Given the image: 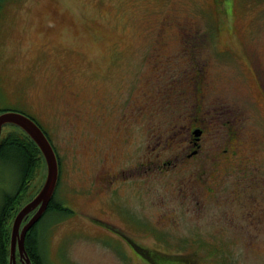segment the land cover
Wrapping results in <instances>:
<instances>
[{"label": "rangeland", "instance_id": "374dc122", "mask_svg": "<svg viewBox=\"0 0 264 264\" xmlns=\"http://www.w3.org/2000/svg\"><path fill=\"white\" fill-rule=\"evenodd\" d=\"M15 3L0 13L12 21L0 32V108L35 114L51 128L61 165L55 195L72 209L71 215L50 218L43 241L48 264H151L141 252L197 264H264V0ZM47 10L66 14L67 21L42 20L50 16ZM47 27L52 29L46 37L41 28ZM64 64L68 74L62 76ZM204 79H210L207 96L197 83ZM70 91H78L76 101ZM75 116L83 123H67ZM112 116L127 117L120 121L131 131L133 154L117 165L132 178L106 189L97 161L110 153L114 136H124ZM194 118L214 129L211 147L217 150L229 137L246 162L255 159L242 174L231 172L217 193L209 190L216 179L208 177L214 165L205 156L206 135L200 142L204 158L180 155L172 161L175 148L189 142ZM248 128L254 135H242L251 139L242 147L231 134ZM11 133L18 132L6 126L1 138ZM222 160L216 165L225 171L223 163L232 168L241 158ZM3 163L0 194L13 191L16 179ZM46 174L41 157L22 206L42 189ZM255 214V221L246 220Z\"/></svg>", "mask_w": 264, "mask_h": 264}, {"label": "flooded vegetation", "instance_id": "af4514ba", "mask_svg": "<svg viewBox=\"0 0 264 264\" xmlns=\"http://www.w3.org/2000/svg\"><path fill=\"white\" fill-rule=\"evenodd\" d=\"M18 1H23V0H7V4L9 5L13 2H16L15 4H18ZM7 10L8 9H6L4 11L6 12ZM47 12L48 13L50 12L49 13L50 16L47 17L48 14L41 16V17H43L42 20L51 19L52 23L56 22L59 24H62V23L64 24L67 21V16H65L66 14H64V13H60V15H59L58 11H55V10H50V11L47 10ZM6 16L7 15H4L3 19L0 16V32L3 29L4 30L7 29V27H9L12 24L11 23L12 21H9V19H8V21L6 19H4ZM51 29H52L51 27H47V31H46L45 28H41V30L46 34V37L48 36V34H50L49 32ZM245 50L248 51L247 49H245ZM60 70L63 73L62 76L68 74V69H67V66L65 64L63 65V67ZM202 72H200V73L202 74ZM255 74H257V72H255ZM198 77H200V76H198ZM30 79H31V76H30ZM209 80L210 79H208V80L204 79L203 81L202 80L197 81L198 84H203V88H201V94H203V92H205V96L210 95L209 94V84H208ZM260 87L263 90L262 85ZM210 89H211V86H210ZM68 97H70V99H72L73 101H76V99H78V91L68 92ZM5 111H17V112H20L22 114H26L27 116H29L33 121H35L36 124L39 125V127L42 129L44 134L47 135V137H48V139L52 145V137H51L52 134L50 133V130H49L51 128L48 127L47 124H45V125L42 124V122L40 121V119L38 118L37 115L25 113L24 111L22 112V111H19L17 109H14V108L11 110H5ZM111 115H115V113L112 111ZM75 117H76V120L74 122H73V119L71 118V121H67V123H70V125H72V126H75L77 123H83L81 118H78L77 116H75ZM112 117L113 118L116 117L119 121H120V119L127 121L126 116H123V117L112 116ZM95 120H96V118H95ZM47 121H45V123ZM199 122H200V120H198L197 118H194V120L192 121L191 124L193 126H194V124H196V126L194 129H193V127L189 128V132L187 134L188 138L190 137L189 142L184 146V148H177V147L175 148L176 154L174 155V158L172 159V161L174 163L177 162L180 155L184 156V158H186V159H192V158H196V157L204 158L205 156H208V158H210L212 164L214 165V167H212V172L210 173V175L208 177L212 176L210 178V179H212V183H213V179H214V181L216 179V181H215V184L211 188L207 185H206V187L207 188L209 187V190H212V192L214 191V193H217L218 190H216V189L219 186H221V188L225 187L227 180H229V179H227V176H229V174L231 172H232L233 176L242 174L240 172L243 170L244 165L249 166V167L252 166L254 164L255 159L253 161L246 162V160L248 158H246L244 156H240L239 154L236 153V151H235L236 147L231 146L230 141L232 138H229V137L227 138V140H223L224 143L222 145H219L217 147V150L215 147H211L210 142L214 140V137H213L214 136V129L211 131H207L206 127H202V123H199ZM49 125L51 126V123H49ZM118 125H119L118 130L119 131L121 130L124 132L123 138L121 137V135L120 136H118V135L114 136L110 140V144L107 147V150L110 151V153H108L107 155L102 154L97 161V163L99 164L98 174H100L98 177L99 184L102 183L104 185V188H106V189H108L109 187L112 188L115 185H120L119 183H121L122 180H123L122 184H125V183L129 182L130 178H132L131 172H130V174L126 173V170L124 169L125 166L121 167V165H117V163H120L122 161H129V159H130L129 155L131 156L133 154V152L130 151L133 143L129 141V139H131V136H129L131 131L130 130L127 131L126 128L122 125L121 121L118 123ZM79 126H81L80 131L83 132V128L85 127V125L82 124ZM96 127L100 131L103 130V128H104L103 127V121L100 122V119H98L96 121ZM250 128L254 129L257 133V129L255 127H250ZM250 128L243 130V131H239L237 133H233V134H231V136L232 137L234 136V138L237 136L236 139H238V138L241 139L242 135H248L249 134L250 138H252V135H254V132ZM204 135H206L208 137V139H206L205 143L207 141L209 142V146L206 147V148H208L209 152L207 151L208 154L206 153L205 156L203 155L204 148H202V145H200V142L202 141V139L205 138ZM121 139H123L125 142H122ZM137 139H138V136H137L136 140ZM250 141H251V139H250ZM250 141H248V142H250ZM248 142L245 139H241V143L239 145L244 147V145L247 144ZM256 142L259 144V140H257ZM123 144H124V147L122 146ZM53 147H54V145H53ZM54 149H55V147H54ZM211 151H213V153ZM55 153H56V155H58V151H56V149H55ZM249 154L254 155L253 152H251ZM177 155H179V156H177ZM222 158L227 159L230 163H232L237 158H241V160L234 162L232 164V168L227 165L228 162L223 163L224 168H225V171H224V170L218 169L219 166L217 167V165H216L218 163L217 161H219V160L222 162L224 161V160H222ZM172 161H170V162H172ZM113 162L116 163L115 165H113V168H111V170L107 169L110 167V165ZM168 164L169 163H165L164 165H168ZM233 168H234V170H233ZM205 173L206 172H204L203 174H205ZM122 176H123V178H122ZM224 176H226V177H224ZM198 180L203 181L204 183L206 182V180H202L201 177H199ZM239 180H240V178H239ZM193 185H195V184H193ZM115 189H117V191H118V188H115ZM252 192H255V191H252ZM197 194H199L201 197H203L202 193H197ZM104 195H107V194L105 193ZM109 195H111V194H109ZM248 197L250 198L251 195H248ZM252 198L255 201L257 200L256 195H253ZM54 199L52 201H54ZM50 205H51V203H50ZM261 209H262V211H264L263 207ZM252 210L255 211V209H252ZM256 214L252 218H247L246 220L251 221V222L255 221ZM256 223H259V221L255 222L254 224H256ZM116 234L119 237L122 236V234H119L117 232H116ZM250 239H252V238H250ZM249 248H252V247H249ZM133 251H135V250L133 249Z\"/></svg>", "mask_w": 264, "mask_h": 264}, {"label": "trees", "instance_id": "16d2710c", "mask_svg": "<svg viewBox=\"0 0 264 264\" xmlns=\"http://www.w3.org/2000/svg\"><path fill=\"white\" fill-rule=\"evenodd\" d=\"M3 2L7 3V0H0V13L5 10L4 6L6 3L3 5ZM5 110L8 109L3 107L0 108V114L6 112ZM12 128H15L18 133L8 134L0 140V161L5 160L7 164L3 163V168L9 166V168L12 169V175L16 178L15 181L13 178L11 179V181H13L14 190L11 191L8 189L0 194V264H9V242L12 229V226L11 229L9 228V224L16 213L20 211L19 208L23 205L20 199L23 194L22 192L27 186L30 175L41 162V157H43L37 145L32 142L28 135L15 126ZM54 198V201L51 202L48 208V212L40 219L39 223L30 230L25 241L26 251L33 264H48L46 260V246L43 244V241L47 230L53 223H50L53 218L56 220L57 216H68L72 213V209L65 208L63 202L59 201L60 197H58V194H56ZM51 217L52 220H50ZM97 222V225L108 228L100 221ZM43 226H45V229L42 230ZM121 237H123V235ZM141 257L151 264H181V262L184 261L189 262V264L191 262L197 264L194 262L197 261L195 259H184L181 256L170 254L160 255L159 252L146 255H143L141 252Z\"/></svg>", "mask_w": 264, "mask_h": 264}, {"label": "water", "instance_id": "95a60500", "mask_svg": "<svg viewBox=\"0 0 264 264\" xmlns=\"http://www.w3.org/2000/svg\"><path fill=\"white\" fill-rule=\"evenodd\" d=\"M15 126L29 136L32 142L37 145L41 156L47 166L46 180L38 194L23 206L13 219L10 236L9 264H33L26 252V238L30 230L36 226L40 219L48 212V208L57 190L60 181V162L56 155L53 145L48 137L35 121L31 120L26 114L17 111H6L0 114V139L3 128Z\"/></svg>", "mask_w": 264, "mask_h": 264}, {"label": "bare ground", "instance_id": "6f19581e", "mask_svg": "<svg viewBox=\"0 0 264 264\" xmlns=\"http://www.w3.org/2000/svg\"><path fill=\"white\" fill-rule=\"evenodd\" d=\"M28 117H29V116H28ZM29 118H30V117H29ZM30 119H31V118H30ZM31 120H32V119H31ZM18 129H19V128H18ZM54 150H55V149H54ZM57 187H58V186H57ZM56 191H57V190H56ZM55 193H56V192H55ZM54 196H55V194H54ZM54 196H53V197H54ZM26 252H27V251H26ZM27 253H28V252H27ZM28 255H29V254H28Z\"/></svg>", "mask_w": 264, "mask_h": 264}]
</instances>
